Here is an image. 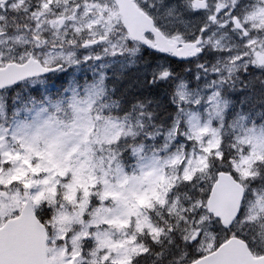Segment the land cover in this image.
<instances>
[{
  "label": "snow or ice",
  "instance_id": "1",
  "mask_svg": "<svg viewBox=\"0 0 264 264\" xmlns=\"http://www.w3.org/2000/svg\"><path fill=\"white\" fill-rule=\"evenodd\" d=\"M0 264H264V0H0Z\"/></svg>",
  "mask_w": 264,
  "mask_h": 264
},
{
  "label": "water",
  "instance_id": "2",
  "mask_svg": "<svg viewBox=\"0 0 264 264\" xmlns=\"http://www.w3.org/2000/svg\"><path fill=\"white\" fill-rule=\"evenodd\" d=\"M137 23L136 17L134 15H130L126 20H125V24L126 26L134 27ZM176 59V58H175ZM234 255H236L237 257H239L240 255V250L239 249H231L230 250Z\"/></svg>",
  "mask_w": 264,
  "mask_h": 264
},
{
  "label": "flooded vegetation",
  "instance_id": "3",
  "mask_svg": "<svg viewBox=\"0 0 264 264\" xmlns=\"http://www.w3.org/2000/svg\"><path fill=\"white\" fill-rule=\"evenodd\" d=\"M172 59V58H171ZM173 61H175L174 59H173Z\"/></svg>",
  "mask_w": 264,
  "mask_h": 264
},
{
  "label": "trees",
  "instance_id": "4",
  "mask_svg": "<svg viewBox=\"0 0 264 264\" xmlns=\"http://www.w3.org/2000/svg\"><path fill=\"white\" fill-rule=\"evenodd\" d=\"M145 55H147V53H145Z\"/></svg>",
  "mask_w": 264,
  "mask_h": 264
}]
</instances>
